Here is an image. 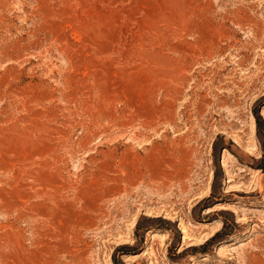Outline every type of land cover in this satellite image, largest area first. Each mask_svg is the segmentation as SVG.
<instances>
[{"label":"rangeland","instance_id":"1","mask_svg":"<svg viewBox=\"0 0 264 264\" xmlns=\"http://www.w3.org/2000/svg\"><path fill=\"white\" fill-rule=\"evenodd\" d=\"M0 264H264V0H0Z\"/></svg>","mask_w":264,"mask_h":264},{"label":"bare ground","instance_id":"2","mask_svg":"<svg viewBox=\"0 0 264 264\" xmlns=\"http://www.w3.org/2000/svg\"><path fill=\"white\" fill-rule=\"evenodd\" d=\"M154 235V234H153ZM155 236V235H154ZM154 236H153V238H154ZM219 252H220V250H219ZM219 254V253H218Z\"/></svg>","mask_w":264,"mask_h":264}]
</instances>
